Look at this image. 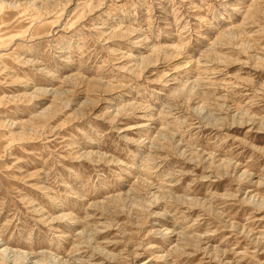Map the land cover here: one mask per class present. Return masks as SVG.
I'll return each mask as SVG.
<instances>
[{"label": "rangeland", "instance_id": "1", "mask_svg": "<svg viewBox=\"0 0 264 264\" xmlns=\"http://www.w3.org/2000/svg\"><path fill=\"white\" fill-rule=\"evenodd\" d=\"M0 18V264H264V0Z\"/></svg>", "mask_w": 264, "mask_h": 264}, {"label": "bare ground", "instance_id": "2", "mask_svg": "<svg viewBox=\"0 0 264 264\" xmlns=\"http://www.w3.org/2000/svg\"><path fill=\"white\" fill-rule=\"evenodd\" d=\"M4 16V15H3ZM2 18V17H1ZM1 18H0V20H1ZM29 264V263H28Z\"/></svg>", "mask_w": 264, "mask_h": 264}]
</instances>
